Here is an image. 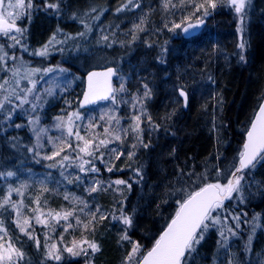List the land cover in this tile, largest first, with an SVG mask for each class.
<instances>
[{"label":"trees","instance_id":"trees-1","mask_svg":"<svg viewBox=\"0 0 264 264\" xmlns=\"http://www.w3.org/2000/svg\"><path fill=\"white\" fill-rule=\"evenodd\" d=\"M252 1L254 9L248 15L249 22L243 18L246 27L242 32L237 25L240 14L221 4L215 10L210 9V15L202 17L206 25L201 32L183 38L179 29L169 31L173 21L179 22L188 15V9L179 7L178 0H172L177 8L167 10L164 0H131V3L129 0H33L30 20L22 36L21 56L39 68L60 65L78 77L65 96L55 97L43 109L36 105L39 114L47 120L65 116L69 110L85 113L98 103L109 102V99L100 101L88 108L79 106L83 74L91 68L114 67L117 75L120 73L126 79L127 87L120 103L112 102L120 119L109 128L114 134L120 132L122 141L102 147V156L100 152L95 158L84 156L85 160L92 161L91 165H85L84 172L73 165V185L69 186L58 174L55 162L47 159L43 162L39 157L24 117L18 126L15 123L18 116L14 122L5 119V115H10L11 105L6 111L0 109V184L8 172H13L31 184L40 185L42 190L46 188L44 202L53 210L76 209L87 222L86 214L98 207L107 217L101 220L98 213L89 230L69 229L61 245L70 246L73 239L86 238L95 241L99 251L90 252L88 257L64 253V258L57 262L46 258L44 245L59 243L63 220L59 224L50 222L48 227L33 224V235L40 241L37 247L34 240L16 228L12 209H0V219L4 220L15 246L25 254L19 264H85L86 260L90 264H120L132 242L144 249L152 246L175 214L177 200L196 190L198 184L216 182V167L231 168L264 94V0ZM47 4L59 7L52 9ZM197 17L201 13H196L191 21ZM53 36L55 40L48 47V55H35ZM104 36L108 37L107 41L102 39ZM241 42L245 45L243 49L239 47ZM145 84L150 90L147 97ZM181 88L187 94L186 107L178 95ZM141 110L142 144L130 127L133 117L141 115ZM122 129L128 130L126 135ZM145 144L148 146L144 147ZM121 152L124 154L117 159V153ZM128 153L134 155L129 158ZM93 165L100 171H87ZM77 175L79 180L74 179ZM117 179L127 183L116 185ZM96 181H100L98 190L89 193L88 189L96 186ZM65 195L69 196L68 200ZM78 201L87 203L84 213H79L84 204ZM121 207L126 215L132 216L131 227L113 218L121 215ZM225 208L227 212L220 210L221 223L210 224L207 235L188 257L187 264H206L204 255L208 248L216 239L219 243L229 227L240 232L245 208L233 199L225 201ZM228 213L231 215L225 220ZM236 214L240 215L239 228H235L236 221L232 219ZM53 225L55 232L50 230ZM125 231L131 242L121 239Z\"/></svg>","mask_w":264,"mask_h":264},{"label":"snow or ice","instance_id":"snow-or-ice-1","mask_svg":"<svg viewBox=\"0 0 264 264\" xmlns=\"http://www.w3.org/2000/svg\"><path fill=\"white\" fill-rule=\"evenodd\" d=\"M131 3V0H129ZM179 7L187 8L188 15L184 16L179 22L173 21L169 31H174L176 29H181L183 32L188 33L190 29L198 28L201 24L204 23L202 17L210 15V9L215 10L221 4H227L229 7L234 8L237 14L244 13L246 2L245 0H178ZM48 8L57 9L58 4H47ZM177 4L173 3L172 0H164L165 10L169 7L175 9ZM33 7L32 0H0V36L7 37L14 41L16 44L20 43L16 34H23L25 31L23 28L17 26V21L25 18L27 10ZM119 10V9H118ZM196 13H201V17H197L196 23H191V20ZM241 24H243V15L240 16ZM87 27V26H86ZM165 27H168V24H165ZM139 29V25L137 26ZM143 30V29H140ZM83 35V33H80ZM103 40L107 41L108 37L104 36ZM136 39V36H133V40ZM55 40L53 36L52 40L48 44L44 45L43 49L35 55L46 56L48 55V47ZM14 46V45H13ZM111 46V45H109ZM244 43L241 42L239 47L244 48ZM11 47V46H10ZM0 52H3V46L0 45ZM8 56L7 52H3V55H0V61H3L5 57ZM12 59H15L13 56ZM244 57L241 56V60ZM31 74L39 73L43 71L44 73H49L54 71L52 68H33L29 70ZM64 71V70H61ZM116 74L115 70L108 68L103 72H90L87 75V90L83 96V102L81 107L94 103L99 99H107L115 90L112 87V77ZM13 75H16V70H13ZM35 85V82L30 81ZM9 82L4 81L3 84H0V89H3L5 92H8V89L5 88V85ZM145 92L144 96L147 97L150 95V90L148 85H144ZM27 91L31 92L32 89ZM120 91H124V85H120ZM15 92V89H12V92L4 96V100H9V96ZM179 95L184 98V101H187V95L185 91L181 88L179 89ZM19 98V97H18ZM264 100V97L261 98ZM26 102L22 100V103ZM4 107L3 101H0V109ZM143 115V110H141V115H135L133 117V124L130 125L131 130L137 133V140L142 144V138L140 133L142 129L141 116ZM60 123L57 124V127L66 128L67 137H75L76 143L73 144L71 139H60L59 143L53 141L52 138H49V142L53 144L51 155H46L44 159L52 160L55 163L60 164L62 167L65 166V161H70L72 159L71 153H75V159L79 160L78 165L81 172L86 171L85 165H91V160H85L83 157L88 156L95 158L97 152H100L102 147H107V145L113 141H122V136L120 132H115V134L110 131L108 127L103 128V132H94L90 131L97 127V125L92 124L91 122L85 127V135H81V130L78 125H75L76 120L82 119L80 113L73 112L68 115L67 119L58 118ZM101 119H104L101 116ZM111 119V118H110ZM151 120V117H148ZM118 123V121H117ZM19 126V125H18ZM43 131V130H41ZM124 134H127V129H122ZM105 138H100L101 136ZM39 139V133L37 134ZM89 136L90 138H86ZM147 147L148 145H143ZM133 148L136 147L135 144L132 145ZM71 150V153L68 151ZM110 151L115 152L116 149H110ZM62 153H64L62 155ZM82 154V155H81ZM124 153H117L116 158L119 159L120 155ZM102 156L103 153L100 152ZM129 158H131L134 153H128ZM60 159L57 161L56 158ZM219 160L220 157L217 156ZM258 160H264V102L260 103L258 110L255 112L254 117L250 121V126L246 129V139L244 140L240 150L237 153V156L233 158V163L231 168L220 169L216 167V182H203L198 184L196 190L187 192L183 198L176 201L178 204L175 215L171 218L170 222L159 234L158 238L154 239V243L150 249H144L143 246L139 243L132 242L133 246L131 251L125 257L124 264H187V259L195 251L196 246L204 239V233L211 225H216L221 223L220 210L223 209L227 212L225 208V201L233 199V194L240 192L241 190V173L245 169L250 167L254 168V162ZM55 166L54 165H50ZM87 171L99 172L100 170L94 165L91 166ZM108 171L111 172L112 168H108ZM8 176L14 175L13 172H8ZM137 175H139V170H137ZM189 177L192 174H188ZM79 180V177H76ZM207 180V177L204 178ZM223 179L224 182H221ZM72 181H69L71 183ZM124 180L117 179L114 181L116 185L126 184ZM96 186L90 187L88 189L89 193L96 192L100 186V181L95 182ZM130 187V185H129ZM15 191L17 195L22 196L23 193L20 189H9V195L5 196L0 202V209L7 210L11 208L15 212V223L16 228L19 229L21 233L28 236L29 239H32L36 242L37 247L40 246L39 239L33 235L35 228L32 224V220L36 224H43L45 227H48V220H55L56 224H59L61 220L65 222L64 225H61L63 231L58 236L59 243L47 244L45 243L44 247L47 249L46 258L54 261H61L64 256V253H68L71 257H88L90 252L95 253L99 251V246L95 241H90L88 239L71 241L70 246H61L64 244V233L68 232L69 229H75L82 227L85 230H89L90 225L95 224L96 216L99 213L100 219H106L107 217L100 213V209L97 207L95 211L89 210L87 215V222L81 219L80 215L77 214V210L73 209L70 211L62 212H53L49 210L46 214L42 210L40 197L37 196L34 200L35 208L29 207V211L33 213L31 217H25L23 213V208L26 207L23 201L15 202L12 201L10 193ZM43 191H47L46 188ZM66 200L69 199L68 195L64 197ZM75 199V198H74ZM79 203L84 204L83 208H80L79 213H84V209L88 207L87 203L84 201H78ZM46 204V202H45ZM7 206V207H6ZM121 215L119 217L113 216L114 219L120 220L124 225L129 227L132 226V216L126 215L123 211V207L120 209ZM228 213L224 216V219H228ZM246 215V213L244 214ZM74 220V223L70 220ZM232 219L236 221L235 228L240 227V215H232ZM52 232H55V225L50 229ZM94 231V228L91 229ZM228 231L233 235L236 234L235 230L231 227L228 228ZM223 235V232H221ZM122 240H128L131 242L130 237L125 231V235L121 237ZM251 240V236L249 237ZM86 245V247H85ZM24 252L15 246L14 238L10 235L9 229L5 227L4 220L0 219V264H19L21 260L24 259ZM85 264H90L86 260Z\"/></svg>","mask_w":264,"mask_h":264},{"label":"rangeland","instance_id":"rangeland-1","mask_svg":"<svg viewBox=\"0 0 264 264\" xmlns=\"http://www.w3.org/2000/svg\"><path fill=\"white\" fill-rule=\"evenodd\" d=\"M13 2H15V0H13ZM245 2L246 7L244 13L239 16L243 15L244 21L249 22L250 17L248 15L253 12L254 4L252 0H245ZM30 11L31 9H28L25 18L16 22L17 26L24 30L30 20ZM244 21L243 24H241L240 20V24H237L241 32L243 28L245 29L246 27ZM23 34L13 33V35L18 36L20 40L19 44H16L7 37L0 36V45L3 46V52L8 53V56L5 57L3 61H0V84H3L5 80L9 82L5 85L8 92L0 89V101L4 103V111L11 105L10 110H8L10 115H5L7 121L14 122L15 117L18 116L19 120L15 123L19 125L20 122L23 123L20 118L24 117V121L26 120L25 126L28 127L27 131L37 145V153L40 152L39 157L43 159V162H47L44 157L46 155H51L53 148V144L49 142V138H52V140L57 143H59L57 138L71 139L73 144L76 143L75 137H67L66 128L57 127V124L60 123L58 118L66 120L68 115L73 113V111L69 110L65 116L57 115L46 120L44 115L38 113L36 105L43 109L46 103L50 100L53 101L55 97H60L62 94L65 96L67 92L73 89L74 83L78 80V77L77 74L70 73L60 65H42L40 69L52 68L54 71L49 73L41 71L31 74L28 70L39 68V66L33 65L29 60L25 61L21 56V48L23 47L21 41ZM17 49H19V52L16 51ZM3 52H0V55H3ZM13 56L15 59H12ZM13 70H16V75H13ZM125 80L122 74L118 73L117 75L116 73L113 80V89L115 91L113 96L109 98V102H106V104L98 103L94 106V109L88 110L85 113H80L82 119L76 120L75 125L80 127L81 135H85L84 129L90 122L97 125L96 128L90 131L103 132L104 127L110 128L112 124L120 119L114 111L115 109L112 106V102L115 100L116 103L119 104L120 99L125 95V87H127ZM30 81L35 82V85ZM121 84L124 85V91H120ZM12 89H15V92L9 96V100H4V96L12 92ZM28 89H32V91L29 92L27 91ZM22 100L26 101L23 102L25 104L22 103ZM133 101H137V99ZM19 103L22 104L20 105ZM66 104L68 103L66 102ZM101 116H103L104 119H101ZM38 133L39 139L37 136ZM86 138L90 137L86 136ZM68 151L71 153V150ZM63 154L64 153H62V155ZM75 155V153H71L72 159L70 161H65V166L63 167L55 163L56 167H59L58 174L65 180L64 182L68 186L73 185V165L78 166L77 162L79 160L75 159ZM59 159L60 158L57 157L56 160L58 161ZM240 175L243 177L241 180V190L233 194V200L246 210L244 212V214L246 213V215H244V226L240 228V232H236L235 230V235L228 231L225 232L226 234L223 235V239L219 243L216 242V240H218L216 239L211 245V248H208L206 255H204V258L206 257L205 260L207 259L205 261L206 264H264V160L256 161L254 168L250 167L246 172ZM77 177L80 176L77 175ZM74 179H76V177H74ZM69 181L72 182L69 183ZM10 188L20 189L23 193V195L20 196L17 195L15 191H12L10 195L12 201H23L26 206L23 208L25 217H31L33 215V213L29 211V207L35 208L36 205L34 204V200L37 196L40 197L42 210L45 214L49 210L53 212L64 211L63 209L53 210L50 205L45 204L44 192L40 185L31 184L24 177L15 175L8 176L1 182L0 202H2L5 196L9 195ZM71 196L73 197V193H71ZM13 214L15 217L14 211ZM50 222H55V220H48V224ZM34 223L35 221L32 220V224ZM208 229L204 233V236L207 235ZM250 236L251 240H249ZM52 243L54 242H50V244ZM131 248L132 246H130L128 253L131 251ZM124 261L125 258L120 264H124Z\"/></svg>","mask_w":264,"mask_h":264},{"label":"water","instance_id":"water-1","mask_svg":"<svg viewBox=\"0 0 264 264\" xmlns=\"http://www.w3.org/2000/svg\"><path fill=\"white\" fill-rule=\"evenodd\" d=\"M203 20H204V23L203 24H201L198 28H195V29H190L189 31H188V33H185V32H183L181 29L179 30V32H180V35L183 37V38H189V37H192V36H195L196 34H198L201 30H203V28L205 27V25H206V19L205 18H203ZM191 23H193V24H195L196 23V20H194V21H191ZM108 68H112V69H114L115 70V68L114 67H111V66H106V67H98V68H91V69H89V70H87V71H85L84 72V74H83V89H82V92H81V94H80V96H79V101H78V104H79V106L81 107V104H82V102H83V96H84V93H85V91L87 90V75H88V73H90V72H93V71H95V72H103V71H106ZM112 79V87H113V80H114V76L111 78ZM114 93V92H113ZM113 93L107 98V99H109V98H111L112 96H113ZM186 93V92H185ZM178 95H179V90H178ZM187 95V94H186ZM179 97L181 98V100H182V102H183V106L184 107H186V104H187V101L185 102L184 101V98L183 97H181L180 95H179ZM263 97H264V94H263ZM107 99H99V100H96L94 103H91V104H88V105H84L83 107H81V108H88V107H90L91 105H93V104H95V103H97V102H99V101H102V100H107ZM262 102H264V100H262L261 99V101H260V103H262ZM259 103V104H260ZM259 106V105H258ZM258 110V107H257V109H256V111ZM255 111V112H256ZM255 112H254V114H255ZM254 114H253V117H254ZM252 117V118H253ZM250 126V123H249V125H248V127ZM247 127V128H248ZM246 139V131H245V133H244V136H243V142H244V140ZM243 142H242V144H243ZM255 163V162H254ZM246 170V169H245ZM175 215V214H174ZM173 215V216H174ZM172 216V217H173ZM171 217V218H172ZM171 220V219H170ZM170 220L167 222V224L170 222ZM166 224V225H167ZM166 225L164 226V228L166 227ZM163 228V229H164ZM162 229V230H163ZM162 230L160 231V233L162 232ZM159 233V234H160ZM159 236V235H158ZM152 247V246H151ZM150 247V248H151ZM149 248V249H150Z\"/></svg>","mask_w":264,"mask_h":264}]
</instances>
